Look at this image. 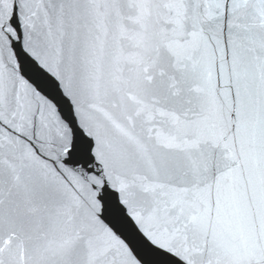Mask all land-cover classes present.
Segmentation results:
<instances>
[{
  "label": "snow or ice",
  "instance_id": "obj_1",
  "mask_svg": "<svg viewBox=\"0 0 264 264\" xmlns=\"http://www.w3.org/2000/svg\"><path fill=\"white\" fill-rule=\"evenodd\" d=\"M0 264H264V0H0Z\"/></svg>",
  "mask_w": 264,
  "mask_h": 264
}]
</instances>
